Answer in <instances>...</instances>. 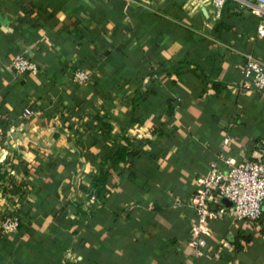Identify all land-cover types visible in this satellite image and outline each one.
Returning a JSON list of instances; mask_svg holds the SVG:
<instances>
[{
    "label": "crops",
    "instance_id": "obj_1",
    "mask_svg": "<svg viewBox=\"0 0 264 264\" xmlns=\"http://www.w3.org/2000/svg\"><path fill=\"white\" fill-rule=\"evenodd\" d=\"M211 8L0 0V216L20 208L16 228L0 231V264H264L261 221L224 214L201 254L186 243L208 163L264 158V87L241 84V53L264 61V13L257 0H225L218 18ZM20 52L37 71L9 68ZM78 67L81 84L69 78ZM122 133L138 153L96 193L92 173ZM10 177L29 188L23 199L1 194Z\"/></svg>",
    "mask_w": 264,
    "mask_h": 264
},
{
    "label": "built area",
    "instance_id": "obj_2",
    "mask_svg": "<svg viewBox=\"0 0 264 264\" xmlns=\"http://www.w3.org/2000/svg\"><path fill=\"white\" fill-rule=\"evenodd\" d=\"M241 1V0H237ZM225 0H209L211 13L218 18ZM258 12L264 13V0H257ZM256 33H264V22L256 25ZM241 84L245 87L260 90L264 87V61L251 51L241 53ZM15 72H35L38 69L36 61L25 53H14L8 63ZM72 82L81 84L89 79V73L81 67L74 68L69 73ZM232 125V122L229 123ZM226 168L218 166L216 160L208 163L207 171L197 179L198 186L194 190L190 204L194 209L195 218L190 225L187 245L194 255L202 253L205 244L204 234L210 221L221 215H227L233 220L254 223L264 222L261 211V201L264 198V158H245L232 160L224 158ZM223 195L231 201L229 207L223 205L218 197ZM93 195H90L92 198ZM17 216L3 213L0 216V231L8 233L17 226Z\"/></svg>",
    "mask_w": 264,
    "mask_h": 264
},
{
    "label": "trees",
    "instance_id": "obj_3",
    "mask_svg": "<svg viewBox=\"0 0 264 264\" xmlns=\"http://www.w3.org/2000/svg\"><path fill=\"white\" fill-rule=\"evenodd\" d=\"M233 2L236 3L235 1ZM120 138L123 140V142L118 145H115L114 147H111L110 149H108V151L102 154L97 169L92 173L91 189L96 193L105 187L106 180L110 174V168H113L119 161L122 160H126L130 163L133 157L138 153L139 149L136 145L140 144V141H135L132 137H129L124 133L120 135ZM106 162H108V164H106ZM23 170L25 172V168ZM4 174V170H0V178H3ZM27 190H29V188L26 186L24 181H16L11 177L9 178L8 184L1 185V194L3 196L7 195V193H17L19 199H23L24 194ZM6 202L7 201H5V203ZM8 211L9 212L6 213L15 214L18 219L20 212L19 207H14L12 209H9Z\"/></svg>",
    "mask_w": 264,
    "mask_h": 264
}]
</instances>
